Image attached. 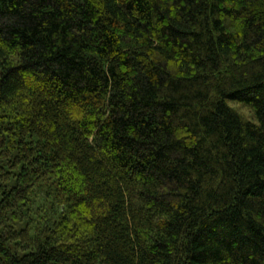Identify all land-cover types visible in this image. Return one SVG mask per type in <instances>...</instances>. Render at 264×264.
Returning a JSON list of instances; mask_svg holds the SVG:
<instances>
[{"label": "trees", "instance_id": "16d2710c", "mask_svg": "<svg viewBox=\"0 0 264 264\" xmlns=\"http://www.w3.org/2000/svg\"><path fill=\"white\" fill-rule=\"evenodd\" d=\"M0 264H264V0H0Z\"/></svg>", "mask_w": 264, "mask_h": 264}, {"label": "rangeland", "instance_id": "374dc122", "mask_svg": "<svg viewBox=\"0 0 264 264\" xmlns=\"http://www.w3.org/2000/svg\"><path fill=\"white\" fill-rule=\"evenodd\" d=\"M242 112L245 114V116H249V113H248L247 111L243 110ZM35 217H36V216H34V218H35Z\"/></svg>", "mask_w": 264, "mask_h": 264}]
</instances>
